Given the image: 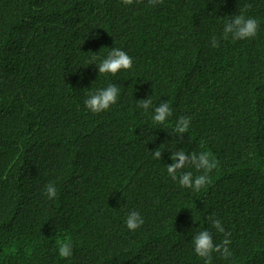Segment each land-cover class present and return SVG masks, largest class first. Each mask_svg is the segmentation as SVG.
<instances>
[{"label":"trees","instance_id":"obj_1","mask_svg":"<svg viewBox=\"0 0 264 264\" xmlns=\"http://www.w3.org/2000/svg\"><path fill=\"white\" fill-rule=\"evenodd\" d=\"M245 5L256 37L222 39ZM112 48L133 67L98 73L92 56ZM110 83L117 103L92 113L84 101ZM161 101L173 109L164 125L152 122ZM180 116L192 119L177 142ZM181 149L219 161L206 189L168 176ZM131 211L144 219L135 231ZM209 215L233 253L212 264H264V0H0V264H204L193 237L224 239Z\"/></svg>","mask_w":264,"mask_h":264},{"label":"clouds","instance_id":"obj_2","mask_svg":"<svg viewBox=\"0 0 264 264\" xmlns=\"http://www.w3.org/2000/svg\"><path fill=\"white\" fill-rule=\"evenodd\" d=\"M139 2V0H138ZM124 5H132L133 0H122ZM163 3V0H147V6H157ZM251 5H245L244 8L236 15L231 16L223 27L222 39L227 40L231 37L233 40H244L255 38L259 29V22L252 17L245 15ZM212 47H219L218 38L213 37L211 40ZM99 57L93 55L90 64H95L100 74H111L115 76L121 70H130L133 67V60L130 55L119 48H112L107 56L100 59L98 64L94 63ZM121 94V89L116 84H108L106 88L98 89L95 92L89 93L88 98L84 101L85 107L92 113H101L110 109L115 105ZM138 108H142L145 112L152 107L150 98L139 100ZM173 114V109L169 102L161 101L154 108L152 122L154 124L164 125ZM228 124H232L228 117H223ZM191 117L180 116L177 118L173 128V135L177 137V142H182V134L188 133L191 126ZM203 130L201 127V135ZM190 141V137H189ZM203 147V142H201ZM153 158L161 160L162 151L156 148L152 152ZM170 159L171 164L165 165L168 176L173 181H177L179 186L184 189H191L193 192H200L211 185L212 179L210 173L219 167V161L213 156L210 151L185 152L177 150L172 152ZM185 168L195 169L199 175L193 174L192 171H182ZM49 199H55L58 195L56 186L49 183L46 186L44 193ZM211 228L216 232L222 233L224 239L220 243H215L213 234L209 229L200 230L192 240L195 254L202 258L204 264H212L213 254H219L223 259H230L233 255L229 249L231 244V233L226 232L221 221L214 219L213 216L207 217ZM126 227L129 231H135L144 224V219L137 211H131L125 220ZM58 254L61 258H70L73 255V245L71 240L58 241Z\"/></svg>","mask_w":264,"mask_h":264},{"label":"bare ground","instance_id":"obj_3","mask_svg":"<svg viewBox=\"0 0 264 264\" xmlns=\"http://www.w3.org/2000/svg\"><path fill=\"white\" fill-rule=\"evenodd\" d=\"M96 53H98V52H96ZM71 60H73V59H71Z\"/></svg>","mask_w":264,"mask_h":264}]
</instances>
